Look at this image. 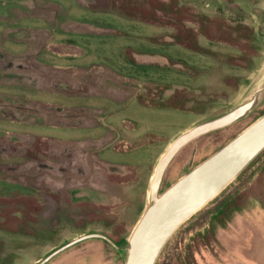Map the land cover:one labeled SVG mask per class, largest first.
I'll use <instances>...</instances> for the list:
<instances>
[{
  "label": "rangeland",
  "instance_id": "rangeland-1",
  "mask_svg": "<svg viewBox=\"0 0 264 264\" xmlns=\"http://www.w3.org/2000/svg\"><path fill=\"white\" fill-rule=\"evenodd\" d=\"M251 99L161 191L264 114V0H0V264H125L172 141ZM261 152L156 264H264Z\"/></svg>",
  "mask_w": 264,
  "mask_h": 264
},
{
  "label": "water",
  "instance_id": "water-1",
  "mask_svg": "<svg viewBox=\"0 0 264 264\" xmlns=\"http://www.w3.org/2000/svg\"><path fill=\"white\" fill-rule=\"evenodd\" d=\"M254 103L255 100L251 99L219 116L200 122L172 141L155 167L149 192L150 204L130 235L125 264H156L163 248L179 226L214 199L264 149L262 114L230 141L161 191L168 166L185 145L194 138L237 122L248 113ZM90 237L104 238L117 247L107 236L89 233L55 249L38 264L47 263L66 248Z\"/></svg>",
  "mask_w": 264,
  "mask_h": 264
},
{
  "label": "flooded vegetation",
  "instance_id": "flooded-vegetation-1",
  "mask_svg": "<svg viewBox=\"0 0 264 264\" xmlns=\"http://www.w3.org/2000/svg\"><path fill=\"white\" fill-rule=\"evenodd\" d=\"M102 234V233H101ZM104 235V234H103ZM106 236V235H105ZM97 238H101V237H97ZM109 238V237H108ZM101 239H103L104 241H106V242H108L109 243V241L108 240H106V239H104V238H101ZM109 240H112L117 246L119 245L118 243H119V241H116V240H113V239H109ZM78 243V242H77ZM110 244L113 246V247H116V246H114L111 242H110ZM67 249V248H66ZM78 249V248H77ZM79 250V249H78ZM64 251V250H63ZM85 251H87V250H85V249H82V247H80V253H84ZM61 253V252H60ZM80 255V254H79ZM78 255V256H79Z\"/></svg>",
  "mask_w": 264,
  "mask_h": 264
},
{
  "label": "trees",
  "instance_id": "trees-1",
  "mask_svg": "<svg viewBox=\"0 0 264 264\" xmlns=\"http://www.w3.org/2000/svg\"><path fill=\"white\" fill-rule=\"evenodd\" d=\"M221 140H222V138L220 139V141H221ZM261 153H262V152H261ZM222 205H223V204L219 205V206L216 208V210L219 209V208H221Z\"/></svg>",
  "mask_w": 264,
  "mask_h": 264
}]
</instances>
